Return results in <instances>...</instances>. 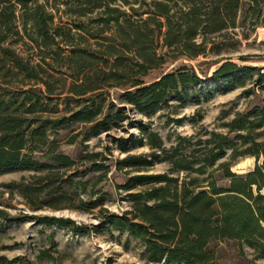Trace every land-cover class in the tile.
<instances>
[{
    "label": "trees",
    "instance_id": "trees-1",
    "mask_svg": "<svg viewBox=\"0 0 264 264\" xmlns=\"http://www.w3.org/2000/svg\"><path fill=\"white\" fill-rule=\"evenodd\" d=\"M259 25L264 0H0V172H35V182L14 187L32 210L60 209L67 191L85 181L68 175L61 178L66 190L50 189L43 199L57 169L74 164L57 151L54 134L82 124L87 140L118 126L125 106L110 101L111 89L121 90L118 100L146 116L172 98L183 103L181 89L203 82L192 66L145 77L168 61L233 49L236 28ZM233 72L255 73L264 89V68L232 61L219 64L209 81L224 77L232 88ZM222 125L225 133L178 136L166 149L141 124L146 143L159 153L128 154L120 163L136 171L155 162L169 168L130 176L120 187L142 188L128 193L127 210L103 209L90 226L62 216L33 219L80 235L125 232L140 243L145 264H210L213 240H235L240 251L247 247L255 259H264V97ZM125 143L142 140H118ZM246 155L262 160L244 174L232 171L231 162ZM218 176L227 184H218ZM0 218L8 213L0 209Z\"/></svg>",
    "mask_w": 264,
    "mask_h": 264
},
{
    "label": "rangeland",
    "instance_id": "rangeland-1",
    "mask_svg": "<svg viewBox=\"0 0 264 264\" xmlns=\"http://www.w3.org/2000/svg\"><path fill=\"white\" fill-rule=\"evenodd\" d=\"M235 32L239 42L233 49H226L218 55L168 61L145 77L149 81L181 64L192 66L203 82L181 89L179 94L183 96V103L177 101V97L172 98L168 104L161 105L156 112L146 116L132 105L118 100L121 90L111 89L113 100L110 101L125 106L126 118L118 126L87 140L81 134L86 127L82 124H73L52 136L58 144L57 151L70 156L74 164L66 170L57 169L58 179L43 192V199L49 198L46 192L50 189H67L61 178L70 175L72 180L85 181L83 187H72L70 192L67 191L66 199L59 203L60 209L44 207L32 210L14 187L13 184L22 180L35 182V172L17 169L0 172V209L9 216L8 219L0 218V264H145L140 243L125 232L113 230L80 235L65 228L45 226L33 216L68 217L77 224L90 226L99 222L98 216L103 209L122 213L129 208L128 193L142 188L126 190L120 187L130 176L162 173L169 168L167 162H155L136 171L120 163L128 154L159 153L146 143V132L139 128L141 124L146 130L156 132L162 139L163 147L168 149L178 136L201 135L204 138L211 130L225 133L224 122L237 111L242 112L259 104L264 97V89L262 84H257L255 73L233 72L230 77L236 85L232 88L224 77L209 81L212 72L224 61H232L238 66H256L263 71L264 25L254 30L249 26L238 27ZM244 33L248 34L246 38L242 36ZM238 80H243V86L237 84ZM119 139H141L142 144L129 146L125 143L122 147L118 145ZM260 140H264V136ZM228 159L229 153L223 160ZM261 160L262 157L257 160L255 156H241L231 162L230 168L244 174ZM217 178L218 184H227L224 178ZM92 202L95 207L86 209ZM210 248L214 251L210 264H264V259H255L249 248L244 247L240 251L235 240H213Z\"/></svg>",
    "mask_w": 264,
    "mask_h": 264
}]
</instances>
